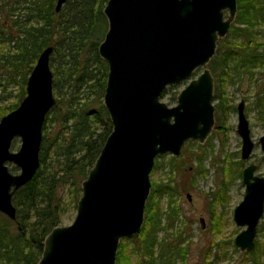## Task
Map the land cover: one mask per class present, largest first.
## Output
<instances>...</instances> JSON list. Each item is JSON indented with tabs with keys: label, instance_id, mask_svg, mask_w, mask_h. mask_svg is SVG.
Segmentation results:
<instances>
[{
	"label": "water",
	"instance_id": "water-1",
	"mask_svg": "<svg viewBox=\"0 0 264 264\" xmlns=\"http://www.w3.org/2000/svg\"><path fill=\"white\" fill-rule=\"evenodd\" d=\"M64 2L56 0V12ZM236 11L237 0H107L98 53L107 64L103 105L112 129L81 182L73 221L46 235L36 264H115L119 241L141 230L155 157L178 155L183 144L203 142L212 128L213 79L206 66ZM52 51L47 46L39 53L25 95L0 117V212L11 220L14 193L38 170L43 125L55 104ZM198 68L204 69L190 79ZM188 79L176 104L160 100L166 87ZM237 109L240 157L246 160L254 143L243 101ZM17 136L20 146L11 151ZM258 141L264 152V135ZM7 161L19 172L11 173ZM255 170L253 163L243 168L245 192L233 209L235 224L245 226L234 245L246 251L255 246L264 212V176Z\"/></svg>",
	"mask_w": 264,
	"mask_h": 264
},
{
	"label": "trees",
	"instance_id": "trees-1",
	"mask_svg": "<svg viewBox=\"0 0 264 264\" xmlns=\"http://www.w3.org/2000/svg\"><path fill=\"white\" fill-rule=\"evenodd\" d=\"M106 2L65 0L56 12V0H0V87L5 89L17 80L20 84L13 105H2L6 96L0 95V117L13 110L25 95L26 79L47 46L53 48L50 66L55 95V104L43 126L38 170L12 197L16 219L9 220L0 212V264H36L45 236L62 224L66 207L72 204L76 210L81 182L112 129L103 105L107 64L98 53L107 30L103 14ZM263 63L264 0H237L234 21L227 35L217 41L207 67L214 77H219L216 84L221 85L224 77L230 83L234 77L239 83L244 78L251 79L252 70ZM61 88L65 90L61 92ZM222 98L219 97V104ZM93 105L95 108H91ZM205 155L191 159L198 164L199 176L205 171ZM174 159L177 158L168 162L170 170L175 169ZM241 163L230 161L228 169L236 164L241 175ZM65 184L70 188L67 203L58 195ZM175 185L176 182L167 181L152 183L141 230L119 241L115 264H187L183 230L171 224L178 210L172 197L177 192ZM164 196L168 198L167 208L160 203ZM223 199L222 192L215 193L212 212ZM163 213L167 214L166 224L160 220ZM212 220L213 236H217L221 217L213 212ZM170 228L172 240H159V232ZM260 228L264 229V223ZM221 243L224 242L219 241L216 246L220 248Z\"/></svg>",
	"mask_w": 264,
	"mask_h": 264
},
{
	"label": "rangeland",
	"instance_id": "rangeland-1",
	"mask_svg": "<svg viewBox=\"0 0 264 264\" xmlns=\"http://www.w3.org/2000/svg\"><path fill=\"white\" fill-rule=\"evenodd\" d=\"M225 15H227L226 11ZM194 73L190 79L193 77ZM188 82L189 79L183 81L179 85L166 87L160 100L164 101L169 106L176 104V94L183 88L185 83ZM242 83L241 92L236 91L235 88L232 89L231 87H226L225 93L227 95L229 94V96L231 95L229 100L233 101V105H236L240 100H245V111L249 120L250 133L252 140L255 142L254 149L249 159L241 160V140L235 130H232L228 133L227 138L225 139L226 144H224L223 147L224 151H222L221 147L218 145L220 139H217L216 137H213L212 139L213 151L208 149L206 144L195 145V143L190 140L182 146L181 154L177 156H181V159L173 160L175 166L174 170H170L168 165V162H171L173 156L170 153H165L155 160V164L150 173V180L154 185L166 181L168 183H173V180L177 183V188L180 193L175 195L174 198L177 199L179 203L181 202L180 205L183 209L184 216L192 220L191 226L193 227L194 233L189 241L187 264H264V229L260 228L259 230V227L264 223V212L257 225L254 249L247 251L248 253L246 254V251L241 250L234 245V237L245 228V226H239L233 221V209L243 198L244 184L242 183L241 175L238 174V169L240 167L234 164L229 170L228 165L230 161L238 162V160H241L243 162L241 163L242 169L248 163H254L257 165L255 174L264 175V154L257 143L259 136L264 133V118L258 119L259 116L255 107L256 104H259V108L264 105L263 103H256L255 101V98L258 95H261V90L264 87V67L261 66V69H257L256 72L253 73L251 79H248V77L244 78ZM241 86H239V88H241ZM19 87L20 84L18 83V80L5 86V89L0 87V95L6 96L1 100V104L13 105L16 102V94ZM64 90V88L60 89L61 92ZM91 108H95V105ZM228 124L235 128V113L230 116ZM19 146L20 137H14L10 145V150L17 151ZM200 154H206L202 160V166L205 171H203L202 175H198L197 180L192 179V182L194 183L192 184L189 181L192 174L189 167L191 164L193 166L195 165V162L191 161L192 155ZM224 158H228V162L224 161ZM181 160H183V164ZM6 164L11 173L15 174L19 172V167L14 163L7 161ZM222 167L224 168V171ZM224 182H226L225 185ZM193 185L194 187L197 185V187L191 189ZM220 188H224L223 193L225 194V199L217 204L215 207V214H220L222 226L219 235L212 236L207 230L201 228L198 220L200 217H203L205 224L207 223V203L213 199L215 193L220 190ZM69 189V185L65 184L64 186H61L58 191V195L63 196L66 203L69 198L67 197L69 196V194H67ZM187 192L191 194L190 202H188L186 198ZM166 200V196L161 198L160 203L162 208H164ZM66 208L67 211L63 217L62 224L59 226L69 225L75 217L76 210L72 208V204H69ZM219 241L224 242L221 243L222 248L216 246ZM254 258L256 259L254 260Z\"/></svg>",
	"mask_w": 264,
	"mask_h": 264
},
{
	"label": "flooded vegetation",
	"instance_id": "flooded-vegetation-1",
	"mask_svg": "<svg viewBox=\"0 0 264 264\" xmlns=\"http://www.w3.org/2000/svg\"><path fill=\"white\" fill-rule=\"evenodd\" d=\"M263 67H264V63H263ZM204 68H198V69H196L195 70V73H194V75H193L192 78H197V76L203 71ZM206 68L210 72V75L212 76V79H213V101H212V103H213V106H214V113H213L214 122H213V125H212L211 130L209 131L206 139L203 142H199L197 140H194L193 142L195 143V145H205L206 144V146L209 149V148H211L213 146L212 145V139H213V137H216L217 139H220V141L218 142V145L221 147V150L224 151L223 147H224V144H226L225 143V139L227 138L228 133L231 132L232 130H235L236 134L238 135V133H237V123H238V118H237V110L238 109H237V107H238L239 102H241V101H243V112L245 114L246 119L248 120L247 115H246V111H245V100L244 99L243 100H240L236 105H233V101L232 100H229V97L231 95L229 96V94L227 95L225 93L226 87H231L232 89L235 88L236 91L241 92V90H242V86L241 85L243 84L242 83L243 80L239 83L236 80L237 78L234 77L233 78L234 80L232 81V83H229V81H226L228 79L226 77H224V84L223 83H220L221 85H217L218 83L216 84V80L219 77H214L213 74H212V72H211V70H210V68L207 67V66H206ZM257 69H261V67H256L252 71L255 73ZM186 84L187 83H185V85L183 86V88L186 86ZM239 86H241V88H239ZM217 88H222V89L219 90V91H217ZM261 92H262L261 95H258L255 98L256 99L255 101H256V103H263L264 104V95H263L264 94V87L262 88ZM222 96H223V98H222L223 102L221 104H219V97H222ZM232 96H233V94H232ZM255 107H256V112H257V114L259 116L258 119L264 118V115L261 116L262 107L259 108V104H256ZM234 113L236 114V125H235V128H233L231 125L228 124L229 123V120H230V116L231 115H234ZM248 124H249V120H248ZM249 128H250V126H249ZM262 135H264V133ZM250 136H251V133H250ZM261 136H259V138ZM239 138H240V136H239ZM259 138L257 139V143L259 144L260 149H261V144L258 141ZM253 143H254V146H255V142L254 141H253ZM254 146H253V149H254ZM212 149H213V147L210 150H212ZM253 149H252V151H253ZM240 151H241V147H240ZM261 151H262V149H261ZM180 154H181V151L176 156H174L172 154L171 155L173 157L177 158L176 160H180L181 159V156L180 157H177ZM251 154H252V152H251ZM251 154H250V156H251ZM263 154H264V152H263ZM161 155H163V154H161ZM161 155H158V156L155 157L154 164H155V160L157 159V157H160ZM196 156L197 155H192V158L193 157H196ZM250 156H249V158H250ZM224 161H227L228 162V158L227 159L224 158ZM181 162H182V164L184 163L183 160H181ZM154 164H153V166H154ZM248 164H250V163H248ZM243 168H242V171H243ZM189 170L192 171V174H191V176L189 178V181L192 184H194L192 182V179L197 180V178H198L197 163H195L194 166L191 164V166L189 167ZM256 170H257V165H256ZM151 171H152V169H151ZM255 171H254V174H255ZM188 172H190V171H188ZM255 175H257V174H255ZM258 176H264V175H258ZM241 180H242V172H241ZM150 182H151V186H152V183L153 182L151 180H150ZM173 183H174V180H173ZM225 184H226V182H224V185ZM175 186H176L177 193L174 192L173 195H172V197H173V200L176 202V206H177V209L178 210L176 212V218L172 221L171 224L174 225V228L175 229H181V230H183V234L181 236V239L183 240L182 245H184V246L186 245L187 246V255H189V241H190V239L192 238V236L194 234L193 233V227L191 226V221L192 220L184 216L183 209H182V207L180 205L181 202L179 203V201H177V199L174 198L175 195H178V193H180L179 192V189L177 188V183H176ZM196 187H197V185H196ZM196 187H194V185H193L191 187V189L192 188H196ZM244 189H245V186H244ZM223 190H224V188H220V190H218L217 192H222V195H223V197L225 199V194L223 193ZM244 192H245V190H244ZM186 198H187V201L190 202L191 201V194L187 192L186 193ZM167 200H168V198H167ZM167 200L165 202L164 208H167L168 207L167 206ZM174 201H172V202H174ZM211 205H212V202L211 201H208V203H207V213H206V216L208 217L207 218V223L205 224L203 217H200L198 221H199V223L201 225V228L203 230H207L213 236V232H212V230H213V220H212V216H213V212L215 214V210L212 212ZM218 216L221 217L220 214ZM160 220L163 221L164 224H166L167 214H164L163 213V215L161 216V219ZM171 232H172V229L171 228L168 229V230L160 231L159 232L160 233L159 240L166 238L167 241H171L172 240V233ZM244 251H246V250H244ZM186 260H187V258H186Z\"/></svg>",
	"mask_w": 264,
	"mask_h": 264
}]
</instances>
